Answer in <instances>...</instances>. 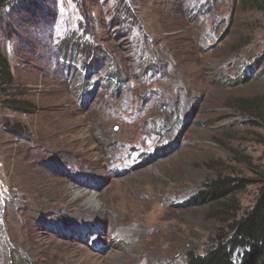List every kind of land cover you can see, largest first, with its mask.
<instances>
[{
	"label": "rangeland",
	"instance_id": "374dc122",
	"mask_svg": "<svg viewBox=\"0 0 264 264\" xmlns=\"http://www.w3.org/2000/svg\"><path fill=\"white\" fill-rule=\"evenodd\" d=\"M258 6L1 3L14 81L0 86V264H186L250 210L264 180ZM219 176L244 190L196 204Z\"/></svg>",
	"mask_w": 264,
	"mask_h": 264
},
{
	"label": "trees",
	"instance_id": "16d2710c",
	"mask_svg": "<svg viewBox=\"0 0 264 264\" xmlns=\"http://www.w3.org/2000/svg\"><path fill=\"white\" fill-rule=\"evenodd\" d=\"M6 0H0V4ZM264 11V7L258 6ZM9 62L0 54V86H10L13 83ZM8 107L28 111L26 102L8 101ZM244 110V109H243ZM12 128H17L16 125ZM241 181L235 183L221 176L216 177L204 186L195 197L196 204H219L227 202L244 190ZM229 205L221 213H230ZM235 212V210H234ZM235 214V213H234ZM228 230L221 231L217 239L212 241L203 256L189 254L186 264H233L232 253L242 250V264H264V180L254 206L243 216L232 219Z\"/></svg>",
	"mask_w": 264,
	"mask_h": 264
},
{
	"label": "bare ground",
	"instance_id": "6f19581e",
	"mask_svg": "<svg viewBox=\"0 0 264 264\" xmlns=\"http://www.w3.org/2000/svg\"><path fill=\"white\" fill-rule=\"evenodd\" d=\"M94 199H95L94 196H92V197H91V202H94V203H95ZM89 203H90V202H89Z\"/></svg>",
	"mask_w": 264,
	"mask_h": 264
}]
</instances>
